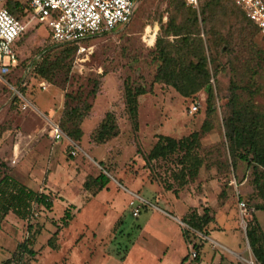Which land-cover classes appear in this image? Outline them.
Here are the masks:
<instances>
[{"label": "rangeland", "instance_id": "374dc122", "mask_svg": "<svg viewBox=\"0 0 264 264\" xmlns=\"http://www.w3.org/2000/svg\"><path fill=\"white\" fill-rule=\"evenodd\" d=\"M203 3L197 6L202 7ZM223 4L204 7L208 21L205 26L211 25L222 34L228 28L233 34L229 40L231 50L226 52L221 46L213 54L218 70L215 87L221 96L236 69L241 84L246 82L243 61L248 56L240 46L236 47L239 41L233 27L237 25L224 14ZM30 16L26 10L21 18L27 25L15 45L17 65L0 80V175L6 173L53 200L50 211L35 206L26 220L12 213L5 215L0 226V262L9 258L16 245L27 237L30 225L32 231H38L31 246L36 255L30 258L22 254L19 261L26 264H182L184 253V262L189 264H211L212 258L213 262L221 258L219 264H254L244 228L253 215L264 233V212L253 210V203L259 199L250 168L241 162L235 169L229 167L219 122L200 134L196 152L202 164L196 175H187V183L177 197L162 188V180L171 181L167 177L170 164L144 160L156 135L180 138L198 131L204 117L203 91L182 98L172 88L152 81L157 61L151 58L158 27L169 16L176 22L183 20L185 9L174 10L171 0H138L125 25L83 42L85 51H74L68 69L64 66L51 77L52 81L34 75L28 65L37 60L43 49L47 48L45 51L52 58L63 47L53 46L45 27ZM253 40L264 50L263 38L254 36ZM125 78L146 91L137 98L136 129L124 108ZM4 81L22 88L21 97L32 107L22 109L23 102L12 99L15 93ZM256 81L261 89L254 102L264 107V75ZM95 82L93 95L90 91ZM77 99L89 103L91 108L79 125V140L74 141L80 152L69 156L63 141L49 139L44 120L32 108L58 122L63 102L72 105ZM223 102L221 99L216 105ZM193 103L197 104L196 110L190 112ZM105 111L114 114L117 134L96 144L91 136ZM15 154L19 159L10 164ZM99 171L107 175L108 182L90 195L82 183ZM239 201L244 203L242 211L237 206ZM70 204L74 206L69 210L72 219L58 232L57 247L52 250L45 242ZM133 207L138 208L136 216L131 214ZM202 208H207L212 218L206 226L207 236L188 234L187 243L181 234L186 226L179 218L189 209L200 213ZM152 213L153 217L145 223ZM172 217L178 218V223ZM191 242L200 245L198 262L187 255L193 249ZM129 248L127 258L120 262L119 256L124 257Z\"/></svg>", "mask_w": 264, "mask_h": 264}, {"label": "trees", "instance_id": "16d2710c", "mask_svg": "<svg viewBox=\"0 0 264 264\" xmlns=\"http://www.w3.org/2000/svg\"><path fill=\"white\" fill-rule=\"evenodd\" d=\"M261 1L264 3V0ZM171 2L174 10L185 9V17L176 22L174 17L169 16L164 25H159L151 58V60L157 61L152 81L172 88L182 98H190L203 91L205 94L204 117L198 131L193 130L180 138L156 135L144 160L146 163L158 161L170 164L167 168V177L171 183L162 180V188L165 192H170L174 197H177L178 192L187 183V175L190 173L196 175L202 164V159L196 152L200 134L208 132L215 122H219L218 125L221 128L229 159L228 165L231 169H235L237 162H241L250 168L253 175L252 183L256 190L255 196L259 199L253 203V210L264 212V107L254 102L255 95H258L261 89L256 80L264 75V50L258 47L253 40L254 36H259L258 31L231 0H197L196 6L199 2H204L202 7L197 6V9L189 5L185 6V0H171ZM221 2L225 6L222 9L224 14L232 18L237 25V27H233L239 41L236 44L237 49H240L238 48L240 46L242 48L240 50H244L248 54L247 61H243L247 71L246 82L241 84L242 81L236 69L229 77L226 92L222 96L215 87L218 70L213 54L221 46L222 50H226V52L231 50L229 40L233 34L228 28L222 34L220 30L214 29L211 25L205 26L208 22L205 8L210 5H220ZM226 4H229V8ZM2 6L21 22H24L21 18L26 10L30 12L25 0H4ZM25 32L12 44L15 59V45ZM50 42L53 46H62L63 48L52 58L45 51L47 48L43 49L37 60L28 65L31 66L34 75L48 81H52L51 77L64 66L67 65L68 69L75 48L71 44H56L51 40ZM16 65L17 63L10 66L9 71ZM18 80L20 85L23 76ZM96 87L97 82L93 83L91 94L96 93ZM16 89L20 96L23 95L22 88ZM145 92L142 86L134 85L128 78L122 82L124 108L133 129H136L137 126V98ZM12 99L22 101L15 94ZM221 99L224 102L217 106L216 103ZM90 108L89 103L79 99L72 105L63 102L57 124L72 141L79 140L81 136L79 125L88 115ZM217 108L219 113H217ZM116 134L115 116L111 111H105L91 136L92 141L102 144L115 137ZM18 159L19 155L15 154L10 160V164H14ZM105 171L107 172L104 169ZM107 182V175L99 171L95 176L87 177L82 183V188L90 195H94L103 189ZM173 184H175V188ZM35 206L50 211L52 199L48 194L33 190L6 173L0 175V226L7 213H12L20 220H26L31 216L32 208ZM71 208H74L71 204L64 208L58 222L54 223L55 229L45 242L48 248L56 249L55 240L58 232L65 228L72 219V214L69 211ZM179 219L186 226V229L181 230V234L187 243L190 242L188 234L199 233L207 236L206 226L212 221L207 208H202L200 213L195 209H189ZM139 228L140 226L136 227V229ZM37 233L38 231H32L31 226L28 225L27 237L19 242L15 250L10 253V257L0 264H14L11 261L18 262L22 259V254L34 258L36 251L31 249V246ZM244 237L253 263L264 264V233L253 215L245 223ZM191 247L196 252L194 261L198 262L200 245L191 242ZM119 259L122 260L123 256H119ZM184 261H186V256L182 258V263ZM19 262L16 264H26L23 261Z\"/></svg>", "mask_w": 264, "mask_h": 264}, {"label": "built area", "instance_id": "2783aa9c", "mask_svg": "<svg viewBox=\"0 0 264 264\" xmlns=\"http://www.w3.org/2000/svg\"><path fill=\"white\" fill-rule=\"evenodd\" d=\"M4 0H0L2 3ZM30 10V19H34L45 27L52 42L56 44H71L77 54L85 51L83 42L105 33H111L115 27L125 25L134 10L137 0H25ZM256 27L258 35L264 39V3L261 0H231ZM197 0H185V4L196 7ZM27 23L15 19L0 6V80L9 72V67L16 63L12 44L25 31ZM4 83L18 96L17 89L7 81ZM40 87L45 89V84ZM22 99V108L32 107ZM196 103L190 106V112L196 110ZM47 126V135L53 142L63 141L69 156H75L80 148L68 138L59 128L57 122L48 119L40 112ZM13 162V161H12ZM234 184V181H231ZM238 209H244V203L239 201ZM132 216H136L138 208L133 207ZM189 259L196 255L190 248Z\"/></svg>", "mask_w": 264, "mask_h": 264}, {"label": "crops", "instance_id": "0c3cea01", "mask_svg": "<svg viewBox=\"0 0 264 264\" xmlns=\"http://www.w3.org/2000/svg\"><path fill=\"white\" fill-rule=\"evenodd\" d=\"M56 198H57V196H56ZM52 200H53V198H52ZM163 211V210H162ZM163 214L164 213H166V212H162ZM153 217V213H152V215L151 216H149V217H147L144 221H145V223L149 220V219H151ZM172 220H174L176 223H178V218H173L172 217ZM131 247V246H130ZM201 250V249H200ZM129 252H130V248H129V250H128V252L124 255V257H123V259L122 260H120V262H122V261H124L126 258H127V256H128V254H129ZM185 256V253L183 254V256H182V258ZM199 257H200V253H199ZM37 258V257H36ZM222 261V259L221 258H218L216 261H214L213 262V258L211 259V264H219V262H221ZM181 263H182V259H181ZM186 262H184V263H182V264H185Z\"/></svg>", "mask_w": 264, "mask_h": 264}]
</instances>
